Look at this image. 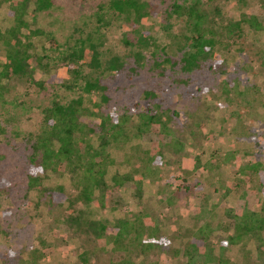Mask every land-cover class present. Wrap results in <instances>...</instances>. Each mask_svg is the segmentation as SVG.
Returning a JSON list of instances; mask_svg holds the SVG:
<instances>
[{"label":"rangeland","instance_id":"374dc122","mask_svg":"<svg viewBox=\"0 0 264 264\" xmlns=\"http://www.w3.org/2000/svg\"><path fill=\"white\" fill-rule=\"evenodd\" d=\"M147 1L150 14L137 24L110 9L107 0H52L47 10L27 16L29 29L50 33L57 47L50 46L47 38L31 36V52L40 57L35 66L32 62V79L14 77L7 81L8 91L0 103V182L4 187L0 195V264H19L33 247L42 246L39 237L51 249L40 264H108L105 254H90L95 245L86 221L80 229H69L67 233L58 229L59 233L54 234V206L36 207L30 199L35 193L26 188L28 166L23 137L40 128L43 108L53 99L67 101L80 95L76 87L68 89L63 84L71 83V63L64 55L78 37L75 31L87 37V45L96 44L101 60L96 74L105 87L97 91V96L107 97L103 108L118 114L130 110L135 115L143 109L155 111L166 124L165 139L182 144V148H163L159 180L153 183L144 179L140 199L126 183L113 198V209L82 204L76 209L87 212L86 220L105 223L107 233L114 232V222L129 212L146 213L158 227L161 239L160 247L154 249L156 264H184L181 249L195 241L197 229L207 222L211 229L207 238L214 245V253L229 259V264H242L241 242L230 240L233 228L224 211L228 206L235 207L242 190L251 185L239 171L243 164L260 163L257 179L264 181V32L230 41L224 49L216 48V56L203 68L185 72L178 46L190 31L175 13L169 15L174 0ZM216 2L226 5L232 17L251 9L264 15V0ZM7 10L3 3L2 29L12 21ZM22 31L29 32L25 28ZM140 31L147 36L144 47L138 44ZM114 59L117 67L107 68ZM33 79L41 81L44 88L35 85ZM234 82L238 90L245 91L243 97L238 91L231 90L229 96L222 92ZM88 121L94 124L93 119ZM156 134L149 131L134 143L147 148ZM229 150H235L236 158L220 162ZM113 154L111 172L124 171L127 166L122 162L123 150ZM197 159L200 164L195 166ZM234 182L240 187L222 196L221 186ZM55 183L70 190L67 177L51 176L48 184ZM163 183L169 187L165 185L160 192ZM165 194L174 196L171 204ZM204 197L208 215L199 211ZM59 216L63 219L62 214ZM110 246H106V254ZM81 255L88 261L83 262Z\"/></svg>","mask_w":264,"mask_h":264},{"label":"trees","instance_id":"16d2710c","mask_svg":"<svg viewBox=\"0 0 264 264\" xmlns=\"http://www.w3.org/2000/svg\"><path fill=\"white\" fill-rule=\"evenodd\" d=\"M3 3L7 4L12 21L8 27H0V103L8 91L7 81L14 77L32 79L35 70L31 67L32 62L35 66L40 57L31 52L34 48L29 40L31 36L47 38L50 46L57 47L50 33L41 29L31 30L27 22L28 15L34 17L36 12L50 8L52 0H0V6ZM107 4L126 21L134 24L140 23L150 14L147 0H107ZM225 8L226 5L216 0H174L171 3L169 15L175 13L190 31V35H184L181 47L178 46L183 71L203 68L210 58L216 56V48L224 49L230 41L264 32V15L261 12L251 9L241 12L238 17H232L228 8ZM24 28L28 29V34L23 33ZM80 33L74 32L78 37L65 52L64 59L71 63V83H63L68 89L76 87L80 95L67 101L53 99L43 108L40 128L23 137L28 166L26 188L28 192L35 193L34 198L30 199L36 207L41 204L54 206L57 222L54 234L59 233L58 229L65 233L69 229H80L83 221H86L89 238L94 239L95 245L89 251L90 254H105L108 264H156L154 249L160 247L161 239L157 235L158 227L146 213L129 212L114 222V232L107 233L105 223L86 220L87 212L83 208L76 209V205L113 209V198L126 183L140 199L143 180L148 178L153 183L159 180L163 148H182V144L176 139H165L166 124L157 118L155 111L143 109L135 115L130 110L118 114L103 108L107 97L100 94L98 98L97 91L105 87L96 74L101 60L96 44L89 42L87 45V37ZM146 37L140 31V47L147 44ZM115 67V59L107 65L109 69ZM34 84L44 88L39 80H34ZM231 90L235 93L238 91L242 97L245 93L238 90L236 82L227 84L222 92L229 96ZM87 118L93 119L94 124ZM149 131L157 134L149 141L147 148L134 143ZM118 150H123L122 162L127 167L124 171L114 169L111 172L110 168L115 163L113 153ZM236 156L235 150H229L220 162H232ZM199 164L197 159L195 166ZM215 165L219 168L218 162ZM259 166L260 163L247 161L239 168L251 185L242 190L235 207L228 206L224 211L233 228L230 240L241 242L242 264H264V181L257 179L256 169ZM51 176L67 177L70 190L62 183L48 184ZM165 185L168 189L169 184L163 183L160 192ZM238 186V182L221 186L222 196L227 197ZM3 191L0 182V195ZM204 198L199 211L208 215ZM174 199L172 194H165L167 203L171 204ZM59 214H62L63 219ZM197 230L195 241L181 249L185 257L184 264H229V259L214 253V245L207 238L211 231L208 223ZM39 243L42 246L33 247L27 258L19 260V264H40V260L51 249L42 237H39ZM108 244H111L110 253L106 254ZM89 252L86 254L89 255ZM81 259L83 262L88 261L84 255H81Z\"/></svg>","mask_w":264,"mask_h":264}]
</instances>
